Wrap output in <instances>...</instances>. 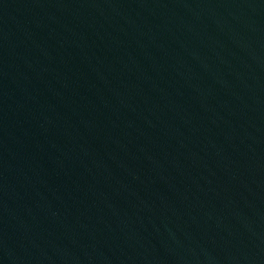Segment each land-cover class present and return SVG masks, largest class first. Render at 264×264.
Segmentation results:
<instances>
[{"label":"water","instance_id":"95a60500","mask_svg":"<svg viewBox=\"0 0 264 264\" xmlns=\"http://www.w3.org/2000/svg\"><path fill=\"white\" fill-rule=\"evenodd\" d=\"M0 264H264V0H0Z\"/></svg>","mask_w":264,"mask_h":264}]
</instances>
